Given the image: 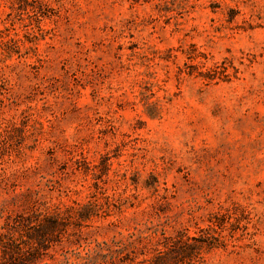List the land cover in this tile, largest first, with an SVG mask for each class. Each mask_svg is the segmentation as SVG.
Instances as JSON below:
<instances>
[{"label":"rangeland","instance_id":"obj_1","mask_svg":"<svg viewBox=\"0 0 264 264\" xmlns=\"http://www.w3.org/2000/svg\"><path fill=\"white\" fill-rule=\"evenodd\" d=\"M0 264H264V0H0Z\"/></svg>","mask_w":264,"mask_h":264},{"label":"trees","instance_id":"obj_2","mask_svg":"<svg viewBox=\"0 0 264 264\" xmlns=\"http://www.w3.org/2000/svg\"><path fill=\"white\" fill-rule=\"evenodd\" d=\"M48 222H49V224L51 225V226L48 227V228H49V230H51V232H53L54 229H52V228H55V225L57 224V223H56V220L49 219ZM39 224H40V223H39ZM39 224L36 225V227H38V229H40V230H38V232L41 231L42 229H45V225H46V224H42L41 226H39ZM40 227H41V228H40ZM44 233H45L44 231L41 232V234L39 233V236H41L42 240H43V238H44ZM160 253H161V252H159V256H161ZM144 261H145V260H144Z\"/></svg>","mask_w":264,"mask_h":264}]
</instances>
